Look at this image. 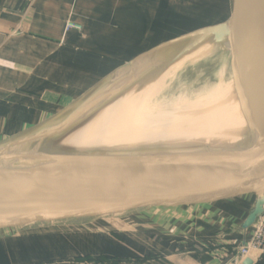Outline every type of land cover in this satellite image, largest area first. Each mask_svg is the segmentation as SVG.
<instances>
[{
    "label": "crops",
    "instance_id": "0c3cea01",
    "mask_svg": "<svg viewBox=\"0 0 264 264\" xmlns=\"http://www.w3.org/2000/svg\"><path fill=\"white\" fill-rule=\"evenodd\" d=\"M188 1L202 8V0H0V144L55 121L125 65L219 17L187 25ZM69 22L80 30L67 31ZM152 222L163 227L126 234L101 219L86 233L3 234L0 264H233L251 228L200 215Z\"/></svg>",
    "mask_w": 264,
    "mask_h": 264
},
{
    "label": "water",
    "instance_id": "95a60500",
    "mask_svg": "<svg viewBox=\"0 0 264 264\" xmlns=\"http://www.w3.org/2000/svg\"><path fill=\"white\" fill-rule=\"evenodd\" d=\"M204 38L225 43L228 49L231 80L248 127L243 154H123L124 159L105 161L102 156L41 150L61 137L70 123L67 116L49 133L42 132L44 124L39 133L28 132L0 145V235L134 213L218 217L248 230L264 207V0H232L231 8L217 19L125 65L58 118L101 95L113 82L156 60L171 59L179 46Z\"/></svg>",
    "mask_w": 264,
    "mask_h": 264
},
{
    "label": "rangeland",
    "instance_id": "374dc122",
    "mask_svg": "<svg viewBox=\"0 0 264 264\" xmlns=\"http://www.w3.org/2000/svg\"><path fill=\"white\" fill-rule=\"evenodd\" d=\"M230 3L231 0H202V8H199L198 5L194 9V3L192 4V2L188 1L182 5L186 12L185 14L181 13V15L189 19L194 18L193 20H187V25H190L198 21L202 22L209 20L218 14L221 16L226 9L228 10ZM176 50L177 53L174 57H171V59L156 60L152 65L141 70L139 69L132 75L127 76L128 78L126 77L122 80L113 82L101 95L83 100L78 103L73 112H69L55 121L47 123L41 129L43 133L53 131L57 125L63 120H66L67 116L68 118L70 117V123L66 126L60 139L56 140L53 145L42 147L41 150H45L46 152L65 151L75 153L76 151H84L83 153L86 154H94L96 152L100 154L117 153L140 155L146 153L147 155H152L166 150L185 151L189 153H204L208 150L222 152L226 148V143L224 142L226 141L225 134L229 131L219 130L221 122L216 120L215 114L224 111L222 110L224 109L223 107L229 106L230 104H223V101L232 98L228 95L227 91L231 82L228 49L225 43H216L211 38H204L185 46H179ZM172 52H174V50H172ZM181 58H183V60L179 61ZM178 61L179 64H177ZM134 78L136 79V83L133 84L134 87L128 89L127 86L133 82ZM150 82L153 84H150ZM147 83H149V85ZM143 86H145V89ZM148 88L150 91L147 95L146 92H148ZM109 92L110 94H108ZM128 92H131V94L133 93V95L135 94L134 96L131 95L128 97L131 101L137 100L140 103L142 101L141 104L136 102V110H134V107V109L132 108L133 115L130 112L132 110L129 108L128 111H130L127 113L128 117L126 116L123 118L124 120H121L122 124H124L125 121L129 124L131 121L130 125H132V128H129L130 130L124 131V133L119 136V134L116 133L118 130L114 131L118 125L115 126V119L108 123V127L112 124L111 127L108 128L109 136H113L110 140H106L103 143H101V141L98 142L100 139L97 141L93 140V142H90L87 146L79 147V149L74 145H72L73 148L72 146H65L66 143H73L77 132L81 130L82 126L89 123L100 112L107 110L111 105L113 106L115 102L119 101L118 97H120L121 100V97ZM136 92L137 97H135ZM139 93L141 95H139ZM132 98H134V100ZM108 104L109 106H107ZM211 113L213 114L211 117V119L213 118V123H211L212 120L210 122L207 120L209 118L206 119L207 114ZM72 115L73 117L71 118ZM132 119L135 121H132ZM155 123L158 124L155 126ZM159 126L161 128H159ZM37 129L38 128H35L29 131L28 134L37 133L39 131ZM237 130L240 131L239 129ZM237 130L234 134L239 133L242 142L246 143V132L243 130L238 132ZM113 131L116 134L113 133ZM106 136H108V134H106L105 137ZM98 144L101 145L96 147L95 145ZM245 145L246 144L242 145L240 151L245 152V150H243ZM230 149L235 148H229L228 150ZM147 215V213H134L120 218H108L105 220L113 221L121 228L124 227V229H126L124 233L126 234L134 233L131 232V230L141 233L151 232L152 229L159 230V228L163 227L161 222H152L153 216L150 217ZM160 219L165 221L167 218L163 216ZM89 222L91 221H80L77 223L65 222L31 227L23 229L22 231L20 230L21 233L19 235H32L41 238L56 233L73 234L97 230V226H92ZM18 232L19 231L14 233L17 234ZM80 260H83V258H80Z\"/></svg>",
    "mask_w": 264,
    "mask_h": 264
},
{
    "label": "bare ground",
    "instance_id": "6f19581e",
    "mask_svg": "<svg viewBox=\"0 0 264 264\" xmlns=\"http://www.w3.org/2000/svg\"><path fill=\"white\" fill-rule=\"evenodd\" d=\"M184 58V57H183ZM183 58H181V60H179V61H182L183 60ZM186 58V57H185ZM179 61L177 62V64H179ZM172 67V66H171ZM169 70V69H168ZM146 71V70H145ZM167 71V70H166ZM165 73V72H164ZM164 73H162V74H164ZM167 73V72H166ZM144 74V73H143ZM141 76V75H140ZM128 78V77H127ZM138 78V77H137ZM160 78V77H159ZM158 79V78H157ZM126 80V79H125ZM133 80V79H132ZM160 82V81H159ZM159 82H158V84H159ZM121 83V82H120ZM130 83V82H129ZM128 83V84H129ZM134 83H136V79L134 78V80H133V82H131L127 87H128V89H130V88H132V87H134ZM155 83V82H154ZM157 83V82H156ZM148 85H149V83H147ZM150 84H153V83H151L150 82ZM158 84H157V86H158ZM138 85V84H137ZM117 86V85H116ZM115 86V87H116ZM146 86V85H145ZM145 86H143L144 87V89H145ZM151 86V85H150ZM149 86V87H150ZM156 86V87H157ZM162 86V85H161ZM160 86V87H161ZM147 87V86H146ZM152 87V86H151ZM155 88V87H154ZM121 89V88H120ZM123 89V88H122ZM143 89V88H142ZM151 89V88H150ZM158 89V88H157ZM148 90V92H146L147 93V95H148V93H149V88L147 89ZM121 91V90H120ZM142 91V90H141ZM228 95H230L232 98L230 99V100H227V101H223L224 103L223 104H230L229 106H226V107H223L224 109H222V110H224V111H220V113H216L215 114V117H216V120H218V121H220L221 122V124H220V128H219V130L221 129V130H228L229 132L228 133H226L225 134V137H226V141H224L225 143H226V145H225V147L227 148H225L222 152L223 153H230V154H243L244 152H242V151H238V150H240V149H242L241 147H242V145H244V144H246V143H243L242 142V139H241V136H240V134L238 133V134H234V132L237 130V129H239L240 131L241 130H243V131H245V132H247L248 131V127H247V125H246V122H245V120H244V118H243V116H242V113H241V111H240V107H239V104H238V101H237V99H236V94H235V90H234V81L232 82V80H231V82H230V84H229V87H228ZM113 92V91H112ZM108 94H110V92L108 93ZM134 96L133 95V93L131 94V92H128V93H126V94H124V96H122L121 97V100H120V97H118L119 98V101L118 102H115V104L112 106L111 105V107H109L107 110H104L103 112H100L98 115H97V113H96V115L97 116H95L89 123H86V125L85 126H82L81 127V130H79L78 132H77V134H76V137H75V140H73V143L72 142H70L69 144H67L66 143V145L65 146H72V145H74V146H76L78 149H79V147H82V146H87L90 142H93V140H95V141H97L98 139H100L98 142H100L101 141V143H103L104 141H106V140H110L111 139V137H113L112 135H111V137L109 136V129L108 128H110L111 127V125L108 127V123L109 122H111V120H115L116 119V123H114L115 124V126L117 125V127L115 128V126H114V131L116 130H118L116 133L117 134H119V136H120V134H122V133H124V131H128V130H130L131 128H132V125H130V123H131V121L129 122V124L128 123H126V121L124 122V124H122V122H121V120L123 119V118H125L126 116H127V113H129V111H128V109L130 108L132 111H130L131 113H132V115H133V109L136 107V105H137V103L136 102H139V101H137V100H135V101H131L130 100V98H128V97H130V96ZM139 95H141L140 93H139ZM138 95V96H139ZM144 95V94H143ZM146 95V96H147ZM145 96V97H146ZM135 97H137V92H136V96ZM229 97V96H228ZM133 100H134V98H132ZM136 99V98H135ZM138 99V98H137ZM139 100V99H138ZM145 101H147V100H145ZM144 102V101H143ZM220 102V101H219ZM140 103V102H139ZM138 103V104H139ZM141 103H142V101H141ZM140 103V104H141ZM213 103V102H212ZM107 106H109V104L107 105ZM139 106V105H138ZM106 107V106H105ZM134 107V108H133ZM133 108V109H132ZM139 108V107H138ZM141 109H142V105H141ZM101 110H102V108H101ZM134 110H136V108L134 109ZM139 111V110H138ZM143 112V111H142ZM137 113V112H136ZM135 113V114H136ZM129 115V114H128ZM137 116V115H136ZM213 116V114L211 113V114H207V116H206V119L207 118H209V119H207V120H209V122L211 121V123H213V118L211 119V117ZM128 117V116H127ZM132 117V116H131ZM147 118V117H146ZM149 118V117H148ZM152 118V117H151ZM153 119V118H152ZM189 119V118H188ZM124 120V119H123ZM134 119H132V121H133ZM135 121V120H134ZM153 121V120H152ZM157 122H160V121H157ZM121 123V124H120ZM102 124V125H101ZM156 124H158V123H155V126H156ZM161 125V124H160ZM212 125V124H211ZM154 126V127H155ZM163 126V125H162ZM171 126V125H170ZM194 126V125H193ZM154 127H153V129H154ZM196 127V126H195ZM199 127V126H198ZM130 128V129H129ZM156 128V127H155ZM159 128H161L160 126H159ZM237 128V129H236ZM147 129H149V128H147ZM145 130V129H144ZM211 130H213V131H215L214 129H211ZM216 130H217V128H216ZM113 131V133H115ZM138 131V130H137ZM140 131H142V130H140ZM139 131V132H140ZM149 131V130H148ZM238 131V130H237ZM240 131H238V132H240ZM135 132V131H134ZM138 132V133H139ZM115 133V134H116ZM132 133V132H131ZM236 133V132H235ZM106 134H108V136H106L105 137V135ZM114 134V135H115ZM130 134V133H129ZM132 134H134V133H132ZM125 135V134H124ZM125 137V136H124ZM233 137V138H232ZM60 139V138H59ZM167 139H169V138H167ZM103 140V141H102ZM110 142V141H109ZM71 144V145H70ZM101 144H98V145H95L96 147L97 146H100ZM93 147V146H92ZM69 148H71V147H69ZM72 148H73V146H72ZM229 148H235V149H230V150H228ZM53 149V148H52ZM208 151H210V150H208ZM56 152V154L58 153V151H52V153H55ZM63 151H61V153H62ZM65 152V151H64ZM77 152V151H76ZM84 151H82V152H77V153H79V155H88V156H92V157H98V158H100L101 156L103 157V160H105V161H108V159H113V160H119V159H124V158H122V156L121 155H123V154H117V153H109V154H106V153H104V154H100V153H94V154H86V153H83ZM213 152H214V150H213ZM102 153V152H101ZM179 153H186L185 151H169V150H166V151H161V152H157V153H154V155L155 156H159V157H162V156H166V157H170V156H173V155H178ZM132 155H134V154H126V156H132ZM136 155H140V154H136ZM142 156H147V153L146 154H141ZM140 155V156H141ZM124 156V155H123ZM145 158V157H144ZM119 162V161H118ZM140 163V162H139ZM141 163H144L143 161H141ZM183 163H185V162H183ZM191 162H188V164H190ZM192 165H194V164H192Z\"/></svg>",
    "mask_w": 264,
    "mask_h": 264
},
{
    "label": "built area",
    "instance_id": "2783aa9c",
    "mask_svg": "<svg viewBox=\"0 0 264 264\" xmlns=\"http://www.w3.org/2000/svg\"><path fill=\"white\" fill-rule=\"evenodd\" d=\"M80 30V26L67 23L66 30ZM233 264H242L246 259L264 261V207L262 214L250 228V236L247 242L235 247Z\"/></svg>",
    "mask_w": 264,
    "mask_h": 264
}]
</instances>
